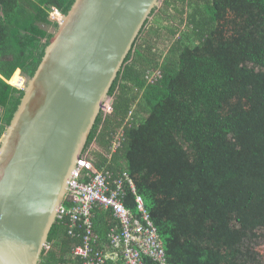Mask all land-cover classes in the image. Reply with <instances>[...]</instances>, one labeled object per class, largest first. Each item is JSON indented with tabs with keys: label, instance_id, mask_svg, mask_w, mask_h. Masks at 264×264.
I'll list each match as a JSON object with an SVG mask.
<instances>
[{
	"label": "trees",
	"instance_id": "obj_1",
	"mask_svg": "<svg viewBox=\"0 0 264 264\" xmlns=\"http://www.w3.org/2000/svg\"><path fill=\"white\" fill-rule=\"evenodd\" d=\"M74 2L0 0V144L24 95L9 80L34 75L59 26L53 7L67 14ZM170 11L185 25L164 26L170 55L160 60L149 42L160 27L148 20L85 151L96 142L97 167L130 174L167 264H264V0H163L153 14L170 20ZM125 202L136 209L130 188ZM102 212L95 226L105 238L116 220ZM66 223L54 224L39 264H82L72 255L81 238Z\"/></svg>",
	"mask_w": 264,
	"mask_h": 264
},
{
	"label": "water",
	"instance_id": "obj_2",
	"mask_svg": "<svg viewBox=\"0 0 264 264\" xmlns=\"http://www.w3.org/2000/svg\"><path fill=\"white\" fill-rule=\"evenodd\" d=\"M163 0H75L1 136L0 264H39L89 136Z\"/></svg>",
	"mask_w": 264,
	"mask_h": 264
},
{
	"label": "built area",
	"instance_id": "obj_3",
	"mask_svg": "<svg viewBox=\"0 0 264 264\" xmlns=\"http://www.w3.org/2000/svg\"><path fill=\"white\" fill-rule=\"evenodd\" d=\"M62 16L53 7L51 18L59 22ZM160 75L159 69L154 70L148 79L154 82ZM20 78V83L13 85L24 88L28 78L21 73ZM113 103L112 97L103 108L106 115L113 112ZM121 139L122 136L117 135L112 141L110 157L121 146ZM92 155L89 149L79 160L57 216V221H67L70 235L81 238V243L72 249L73 257L80 258L82 264H147L145 257L159 264H167L165 243L150 215L144 196L138 193L130 174L124 171L116 175L106 166L99 168ZM127 188L135 195V210L125 202ZM98 209L111 210L116 219V224L110 227L107 234V242L96 230ZM50 248L51 244L47 243L45 249Z\"/></svg>",
	"mask_w": 264,
	"mask_h": 264
},
{
	"label": "rangeland",
	"instance_id": "obj_4",
	"mask_svg": "<svg viewBox=\"0 0 264 264\" xmlns=\"http://www.w3.org/2000/svg\"><path fill=\"white\" fill-rule=\"evenodd\" d=\"M162 3H163V1H161V5H160L159 9L162 7ZM162 15H163V17L169 16L170 20H166L162 17H159L157 13L152 14L151 18L149 19L150 20L149 26L152 24L153 26L159 25V27H160L159 29H157V34H156V32L152 33L153 38L150 36L149 42L154 45L155 51H157L159 53V56L161 54V56H160L161 61L165 60L166 56L170 55V46H171V43L173 42L172 38H170V34L168 33L167 28L164 26L167 25V27H168V26L172 25V27H173V26L180 25L181 28H183V29L185 28V25L179 23V18H177V16L174 15L173 11L164 12V13H162ZM20 80H21V78L19 76V72L17 71L16 74L14 75V77L10 80V82L12 84H15V83H20ZM95 145H96L95 142H93L90 145V147L88 148V150L91 148H94ZM259 250H260L261 254L264 256V242H262L261 246L259 247Z\"/></svg>",
	"mask_w": 264,
	"mask_h": 264
},
{
	"label": "crops",
	"instance_id": "obj_5",
	"mask_svg": "<svg viewBox=\"0 0 264 264\" xmlns=\"http://www.w3.org/2000/svg\"><path fill=\"white\" fill-rule=\"evenodd\" d=\"M95 144H96L95 147L90 149V152L92 151V153H93V155H92L93 157H94V153H95V151L99 149V148H98V145H97L96 142H95ZM110 154H111V153H108L109 158H110ZM94 158H95V157H94ZM102 211H110V212H111V213H110L111 215H109V216H111V217H110V220H112V218L115 219V217H114L112 211L109 210V209H98V210L96 211V214L104 213V212H102ZM109 216H108V217H109ZM95 219H97V218L95 217ZM115 220H116V219H115ZM108 223H109V224H110V223H113V224H110V225L113 226L114 223H115V221H113V222H109V221H108ZM115 224H116V223H115ZM110 225H109V226H110ZM110 227H111V226H110ZM110 227H109V229H108V231H107V234H108V232H109V230H110ZM97 232H98V231H97ZM98 234H99V233H98ZM100 237H101V236H100ZM101 238H102V237H101ZM102 239H104V240L107 242V235L105 236V238L103 237Z\"/></svg>",
	"mask_w": 264,
	"mask_h": 264
},
{
	"label": "clouds",
	"instance_id": "obj_6",
	"mask_svg": "<svg viewBox=\"0 0 264 264\" xmlns=\"http://www.w3.org/2000/svg\"><path fill=\"white\" fill-rule=\"evenodd\" d=\"M62 13V12H61ZM63 14V13H62ZM86 152V151H85Z\"/></svg>",
	"mask_w": 264,
	"mask_h": 264
},
{
	"label": "bare ground",
	"instance_id": "obj_7",
	"mask_svg": "<svg viewBox=\"0 0 264 264\" xmlns=\"http://www.w3.org/2000/svg\"><path fill=\"white\" fill-rule=\"evenodd\" d=\"M19 72V71H18ZM20 76V75H19Z\"/></svg>",
	"mask_w": 264,
	"mask_h": 264
}]
</instances>
